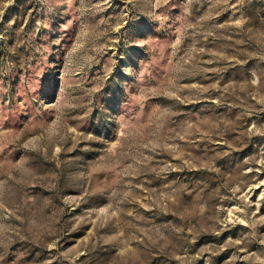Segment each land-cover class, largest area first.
Returning a JSON list of instances; mask_svg holds the SVG:
<instances>
[{"label": "rangeland", "instance_id": "1", "mask_svg": "<svg viewBox=\"0 0 264 264\" xmlns=\"http://www.w3.org/2000/svg\"><path fill=\"white\" fill-rule=\"evenodd\" d=\"M0 264H264V0H0Z\"/></svg>", "mask_w": 264, "mask_h": 264}]
</instances>
